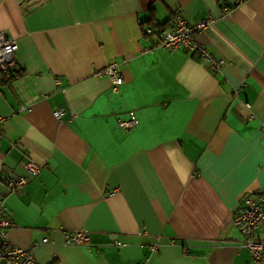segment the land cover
<instances>
[{"label": "crops", "instance_id": "1", "mask_svg": "<svg viewBox=\"0 0 264 264\" xmlns=\"http://www.w3.org/2000/svg\"><path fill=\"white\" fill-rule=\"evenodd\" d=\"M178 14L215 18L200 40L220 72L187 50L144 51L148 28ZM0 30L19 44L18 74L0 78L12 244L39 264H264L235 224L264 190V0H0ZM113 62L118 89L96 74ZM75 230L92 246L67 243Z\"/></svg>", "mask_w": 264, "mask_h": 264}, {"label": "built area", "instance_id": "2", "mask_svg": "<svg viewBox=\"0 0 264 264\" xmlns=\"http://www.w3.org/2000/svg\"><path fill=\"white\" fill-rule=\"evenodd\" d=\"M214 21L215 18L209 16L197 23H190L182 14H178L174 17V26L170 30L157 27L148 28L150 34L156 35L157 42L144 51H153L157 47L172 51L187 50L196 57L205 60L210 65L211 70L218 73L226 66V59L218 57L200 40V34L212 26ZM18 48V42L12 39L5 31L0 30V78L18 74ZM96 74L110 77L115 89H118L124 82L118 62H113L103 68H97ZM248 105L250 106V104ZM24 108L31 109L32 105ZM64 112L65 108L60 107L56 111V115L62 119ZM8 117V115L0 114V129ZM120 124L124 129L131 130L136 125V119L121 121ZM27 167L34 175H37L41 169V165L36 162H29ZM5 175L3 177L4 181L12 192L23 191L28 182L27 178L14 176L10 172ZM235 224L244 234V246L251 250L255 260L264 261V241L257 237L261 226L264 224V190L256 195H249L244 199L242 207L236 214ZM12 226L13 222L9 215L6 200L0 197V259L14 264H39L38 257L32 249L19 247L11 243L9 230ZM44 241L48 242L49 238H45ZM66 242L88 247L93 244L92 236L87 230L68 232L66 234Z\"/></svg>", "mask_w": 264, "mask_h": 264}]
</instances>
